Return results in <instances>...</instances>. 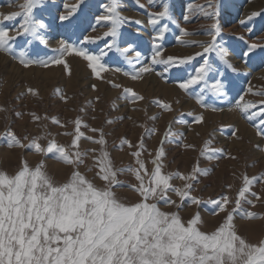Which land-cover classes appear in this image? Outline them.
Wrapping results in <instances>:
<instances>
[{"label":"rangeland","instance_id":"rangeland-1","mask_svg":"<svg viewBox=\"0 0 264 264\" xmlns=\"http://www.w3.org/2000/svg\"><path fill=\"white\" fill-rule=\"evenodd\" d=\"M23 2L0 0V13L19 11L18 5ZM108 2L41 0L33 13L36 19L43 20L46 25L41 30L45 42L28 37L27 40L31 42L27 43L26 38L17 37L14 53L0 51V109H3L0 110V133L11 128L24 144L34 137H43L38 141L42 146L46 147L50 139H55L58 144L67 147L71 145L73 137L64 133L74 130L70 121L79 117L89 126L82 128L86 136L98 138L99 133L90 129H103L107 141L103 147L110 153L115 168L134 165L135 158L131 153L137 150L136 145L143 140L145 149L141 159L149 171L153 168L151 160L163 140L165 154L161 157L162 171H178L187 175L197 165L201 169H209L207 175L198 174V182H191L194 189L191 195L204 201L227 196V211L235 207L238 192L243 187V177H257L246 193L247 200L252 203L242 199L241 209L233 214V224L237 234L251 243L264 239V179L259 178L264 176V136L257 134L255 124L259 120H248L236 107L240 97L255 103L251 111L259 112L264 107V103H261L264 102V95L259 94L264 92V0H211V8L208 7V0H164L169 6V17L160 22V26L168 24L165 36L157 41L163 46L161 55L164 58L193 56V59L184 65L171 67L167 72H164V65H155L153 71L143 73L138 79H132L125 72L131 73L151 64L155 31L148 22V12L160 11L161 0H156L155 5H149L148 0H119L118 10L129 18V22L122 26L115 46L106 50L102 62L109 70L102 72L99 78L94 76L87 62L74 53L64 57L67 67L64 64L45 67L39 63L25 67L15 58L23 50L29 59L48 60L57 55L55 50L60 41L98 53L105 43H111V38L103 37L89 43L84 37H102L107 31L110 25L97 24L96 17L104 14V5ZM65 4L79 6L69 20L61 21L59 17L67 12ZM189 4L203 5L207 11H214L215 15L205 17L202 11L190 12ZM252 12H259L260 15L247 20ZM185 16H188L187 21ZM241 20H245V23L241 24ZM16 23H19V18ZM213 23L219 25L220 35L216 44L218 49L227 53L228 63L216 51L204 54L212 71L206 78L208 88L203 93L207 106L202 107L195 96L205 87L204 83L192 86L187 93L178 87L179 78L187 79L188 74H194L195 68L203 62L201 56L195 55L202 52V46L184 44L178 38L207 42L211 39L208 31ZM5 26L11 34L14 23L5 22ZM182 29L190 34L183 36ZM251 44L260 47L249 51L248 46ZM129 46L131 48L126 53L117 50ZM137 52L140 53L139 58L136 57ZM228 64L232 67H228ZM117 68L121 71H115ZM216 80L224 85L223 94L210 90ZM113 84L120 87H113ZM126 88L143 99H126ZM154 101L168 103L171 110L163 109ZM213 108L216 110L213 111ZM17 113L21 115L17 116ZM33 113L40 119H33ZM198 115H202L203 120L196 123L194 118ZM52 117H56L60 124L53 123ZM169 126L175 135L165 138ZM148 129L155 131L146 134ZM25 136L28 139L25 140ZM122 139L129 141L132 147L128 144L119 147ZM206 141L210 142L206 151L218 156V159L209 160L201 156ZM101 147L84 138L79 141V149L82 152L87 150L85 165L79 169L82 173L86 172L85 166L93 165L92 157L99 154ZM92 149L97 151L92 152ZM22 160L30 168H35L43 161L48 175L57 183H63L72 171L70 166L56 160L51 153L44 155L29 148L9 147L6 138H0V171L15 175L22 167ZM95 171L93 168L86 175L92 179ZM118 179L126 184L137 183L134 176L127 172L120 174ZM94 183L101 186L103 182L96 178ZM171 183L183 187L185 181L174 178ZM114 191L128 203L139 199L128 187L115 188ZM168 195L177 204L181 203L175 193ZM183 203L180 209L163 203L160 207L165 211H179L184 221L199 212L203 220L199 227L206 233L214 231L227 215V212L218 211L215 205L202 203L196 206L187 198ZM214 211L217 214H213ZM247 212L256 213V216L245 218Z\"/></svg>","mask_w":264,"mask_h":264},{"label":"snow or ice","instance_id":"snow-or-ice-1","mask_svg":"<svg viewBox=\"0 0 264 264\" xmlns=\"http://www.w3.org/2000/svg\"><path fill=\"white\" fill-rule=\"evenodd\" d=\"M40 3L41 0H24L18 5L19 11L0 13V51L14 53L17 37L26 38L27 43L31 42L27 40L28 37L41 43L45 42L41 30L46 25L43 20L36 19L33 13ZM148 4L155 5L156 0H148ZM78 6V4H65L67 12L59 19L69 20ZM160 7L161 10L158 12H148V22L155 31V36L152 38L151 64L131 73L125 72V75H130L132 79H138L143 73L153 71L155 65H164V72H167L169 68L184 65L193 59V56L164 58L161 55L163 46L157 41L165 36L168 24L164 23L160 26V22L169 17V6L161 0ZM208 7H212L211 0H208ZM118 8L119 0H109L104 5V14L96 17L97 24L110 25L107 31L102 37H84L89 43L103 37L111 38V43H105V47L98 53H93L83 46L60 41L59 47L55 50L57 55L48 60L29 59L23 50L19 51L15 58L25 67L34 63L45 67L50 64H64L67 67L64 57L74 53L83 58L94 76L99 78L102 72L109 70L102 62L107 54L106 50L115 46L122 26L129 22V18L121 15ZM188 9L190 12L202 11L205 17L215 15L214 11H207L203 5L189 4ZM258 15L259 12H252L246 19L251 20ZM184 18L188 20V16ZM9 21L14 23L11 34L9 28L5 26V22ZM240 23L244 24L245 20H241ZM181 32L183 36L190 34L186 29H182ZM208 35L211 39L207 42L178 38L181 43H195L202 46V52L195 55L201 56L203 62L195 68L194 74L189 73L187 79L180 77L178 82V87L186 93L192 89V86L204 83L205 87L195 96L197 103L202 107L207 106L203 93L208 88L206 78L212 71V66L204 54L216 51L217 55L226 64L228 63L227 53L223 49H218L216 44L220 35L217 23L210 25ZM257 47L260 45L248 46L249 51ZM130 48L131 46L117 50L126 53ZM139 56L140 53L137 52L136 57ZM228 67L231 68L232 65L228 64ZM115 71L119 72L121 69L117 68ZM113 87L119 88L120 85L113 84ZM223 88L224 85L220 80H216L210 86V90L216 94H223ZM124 93L125 98L129 100L143 99L131 89H124ZM259 94L264 95V92ZM154 103H158L165 110H171L168 103L160 101ZM236 107L248 120H259V123L255 124L257 134L264 136V107L259 112L251 111L255 103L246 101L244 97L239 98ZM19 115L21 113H17V116ZM31 115L33 119H40L34 113ZM51 119L53 123L60 124L56 117ZM202 120V115L194 118L196 123ZM70 123H73L74 130L64 134L72 136L73 139L71 145L67 147L58 144L55 139H50L46 147L42 146L38 141L43 137H34L28 144H24L11 128L0 133V138H6L9 147L29 148L44 155L51 153L56 160L72 168L63 183H57L48 175L43 161L35 168H30L27 162L22 160V167L11 176L0 171V264H264V239L251 243L237 234L233 224V214L241 209L242 199L252 203L247 200L246 193L250 191V185L258 179L257 177L249 178L246 175L243 177V187L238 192L235 207L232 211H227L226 205L229 204L227 196L204 201L198 196L191 195L194 190L191 182H198V174L207 175L209 169H201L197 165L187 175L178 171L174 173L162 171L161 157L165 154L163 140L151 160L153 165L151 171L141 159L142 151L145 149L143 140L136 145L137 150L131 153L135 158L134 165L115 168L110 153L103 147L107 143L103 129H90L99 133V137L96 138L85 135L82 128L89 126L79 117ZM154 131L155 129H148L146 134H152ZM172 135L175 133L169 126L164 136L168 138ZM82 138L102 146L99 154L92 157L93 165L85 166L86 172L96 169L92 179L86 175V172L82 173L79 170L80 166L85 165L87 157V150L82 152L79 149V141ZM24 139L28 137L25 136ZM209 143L205 142V150L201 151V156L209 160L218 159V156L206 151ZM125 144L132 147L126 139L121 140L119 147L122 148ZM186 147L192 146L186 145ZM125 172L132 174L137 183L126 184L119 180L118 176ZM96 178L103 182L101 186L94 183ZM174 178L184 180L183 187L174 186L171 183ZM259 178L264 179V176ZM120 187L130 188L139 199L134 203L125 202L114 191L115 188ZM169 193H175L181 203L177 204L168 195ZM185 198L196 206L202 203L215 205L218 211L227 212L225 220L214 231L206 233L199 227L203 223L199 212L184 221L179 211H165L160 207L163 203L180 209L184 206ZM213 214L217 212L214 211ZM244 215L245 218H250L256 216V213L247 212Z\"/></svg>","mask_w":264,"mask_h":264},{"label":"bare ground","instance_id":"bare-ground-1","mask_svg":"<svg viewBox=\"0 0 264 264\" xmlns=\"http://www.w3.org/2000/svg\"><path fill=\"white\" fill-rule=\"evenodd\" d=\"M256 1V0H255ZM253 4H256V3H253ZM262 5V4H261ZM254 6V5H253ZM240 9V8H239ZM250 14V13H249ZM243 15V14H242Z\"/></svg>","mask_w":264,"mask_h":264}]
</instances>
